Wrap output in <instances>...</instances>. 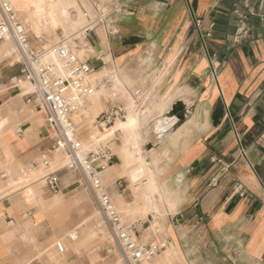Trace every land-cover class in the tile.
Segmentation results:
<instances>
[{
	"label": "crops",
	"instance_id": "1",
	"mask_svg": "<svg viewBox=\"0 0 264 264\" xmlns=\"http://www.w3.org/2000/svg\"><path fill=\"white\" fill-rule=\"evenodd\" d=\"M129 8L133 14L121 19L118 35L108 37L101 28L87 35L93 70L115 75L118 104L127 116L163 106L146 121L174 125L177 119L167 115L180 104L185 117L176 129L160 130L158 138L171 155L163 168L176 199L171 211L164 207L156 219L162 231L155 230L153 243H146L162 246L150 264H264V0H133ZM190 8L205 25L215 23L207 54L194 34ZM241 16L246 32L236 39ZM19 76L20 65L0 42V168L9 166L12 181L23 176L18 164L28 165L51 146L38 103L26 101L23 82L11 83ZM110 81L113 85L111 76ZM108 105L104 98L98 115ZM86 134L83 130L80 137ZM122 145L118 130L101 145L111 154L106 165L112 170L111 195L116 194L113 185L126 178L119 176ZM239 146L247 161L238 158ZM67 172L58 174L61 190L54 197L63 198L72 185L65 184ZM212 179L215 186H209ZM236 184L244 194L234 190ZM43 189H38L40 202L27 189L0 198V264H88L103 255L102 243L73 245L63 254L55 245L52 249V241L75 222L51 225V210L44 209L52 198ZM120 196L126 204L133 202L129 194ZM138 224V232L148 231L144 222ZM59 256L64 257L57 263Z\"/></svg>",
	"mask_w": 264,
	"mask_h": 264
},
{
	"label": "built area",
	"instance_id": "2",
	"mask_svg": "<svg viewBox=\"0 0 264 264\" xmlns=\"http://www.w3.org/2000/svg\"><path fill=\"white\" fill-rule=\"evenodd\" d=\"M83 23L70 33L63 34L57 43L47 50H35L29 41L28 30L19 21L10 0H0V42H9L8 58L20 65V76L11 80L15 87L23 82L30 90L23 94L27 102H37L41 108L43 122L51 131V146L42 151L35 161L20 168L26 177L36 176L48 193L58 194L61 190L58 174L63 171L80 175L95 206L108 224L110 231L128 264H148L159 254L162 246L140 243L137 238L138 223L126 224L115 208L103 184V171L111 160L110 151L98 145L87 151L80 140L85 127L83 119L88 115L89 103L98 89H102L109 105L94 119L101 128L126 121L127 113L118 104V92L113 89L110 77H102L97 83L90 76L94 71L88 58H80L78 52L89 45L87 35L101 28L106 36L119 33V22L133 14L129 8L133 0H76ZM247 2L248 0H243ZM194 34L199 38L207 54V41L212 37L215 23L195 15L190 8ZM75 14V13H74ZM264 16L262 17V19ZM236 39L246 32V17L241 16L236 26ZM138 107H135L137 110ZM80 120V121H78ZM56 153L65 159V165L51 170L50 164ZM238 158L247 161L244 148L239 146ZM212 179L209 186H215ZM234 190L244 194V188L236 184ZM78 237L77 231L67 235L71 242ZM56 250L66 252L64 244L55 243Z\"/></svg>",
	"mask_w": 264,
	"mask_h": 264
},
{
	"label": "rangeland",
	"instance_id": "3",
	"mask_svg": "<svg viewBox=\"0 0 264 264\" xmlns=\"http://www.w3.org/2000/svg\"><path fill=\"white\" fill-rule=\"evenodd\" d=\"M75 2H76V0H74V5H76ZM14 8L16 9L15 6H14ZM72 11H73V9L70 10V12H72ZM72 14H74V11L72 12ZM19 16H20L21 20L25 23V25L28 29V36L30 38V43L32 44V46L36 50H40V44H41L38 40H36L37 38H39V39L44 38L42 45H44V47H48V46L51 47L52 45L57 43L58 38L61 35L70 33L73 29L80 26V25L79 26L73 25L71 28V27H68L66 25L64 28H58L57 30H54L52 32H46L44 34L38 35L36 33V31H34L31 28V26L26 22V20L24 19V17L22 16L21 13H19ZM55 39H56V41H55ZM89 47L90 46L88 45V47L86 49H88ZM81 51L85 52L84 49H82ZM6 52H7V50H6ZM89 55H90L89 53H86L84 58H86V57L88 58ZM100 76L101 77H110V76L113 77V80H114L113 89L117 92L120 91L119 87L117 86L118 81L115 79V75L106 74L105 70H102L100 73ZM20 86L23 87L25 89V91L30 90L29 85H27L26 83H21ZM104 98H105V95H104ZM162 107L163 106L159 107L160 109L157 107H153L152 110H148L149 112L147 111V107H144L142 109V111H143V113H145V115L139 116L141 114V112H139L138 116L136 115L139 122H140L138 130H137V133L139 136L138 140H137V146H138V148L141 149L142 157L149 160V163H148L149 166L147 165V169H150L153 177L155 178V180L159 186V194L156 193L154 195L155 203L157 205V212L149 213L144 218H139V217H137L136 219L134 218L135 219V221H134V219L133 220L130 219L131 217L126 212H119L118 211L120 213L122 221L124 223L130 224V223H136L139 221L138 223H140V222L145 223L143 225V230L149 228V230L147 232H145L144 234L143 233L141 234L140 232L137 231V238H138L139 242L143 243V244H146L149 241L152 242L151 236H153L155 230H159L160 232L162 231V227L159 225V223L156 219L159 215L164 214V211H163L164 207H167L171 211L173 206H172V201L170 198H172V200H173L174 199L173 195L175 196L174 192H172V187L169 184H166V180L168 178V171L163 168V163L164 162L167 163L168 161H170L171 155L169 153L165 152V150L163 151L160 148V145L158 144V143H160V141H158V138L160 136V130L163 131V133H165L166 131L168 132L171 129L172 125L170 123H168L167 121L166 122L159 121L156 123V125L154 124V122L150 123V122L146 121V116H148V115L152 116L154 113L155 114L162 113V109H163ZM102 109H103V101H102ZM38 112L41 113V108L39 105H38ZM137 112H138V110H137ZM135 113H134V111H130L127 118L129 117L130 114H135ZM84 116H85V118L83 119V123L87 124V122L89 121L90 118L87 114H85ZM86 116H88V117H86ZM127 118H126V120H127ZM78 121H80V120H78ZM85 129H86V126L83 128V130L85 131ZM105 130H107V129L105 128L104 130H100V131L104 132ZM117 130L122 133V131L120 129H116L115 131H117ZM82 131L80 132V134L82 133ZM115 131L113 133V136L115 134ZM116 136H118V134H116ZM82 137L83 136L80 137L81 141H82ZM112 140H113V138H112ZM147 144H152V147L150 148L152 150L151 154L147 153V147H146ZM101 145L106 146V145H108V142L102 143ZM58 156H60L59 153H56L54 155V157L51 161V164H50L51 170H57V169L61 168L63 165H65V161H61L60 164H57V165L54 164L55 160ZM25 165H27V164H18L16 170L19 172L20 168H23ZM9 170L10 169H9L8 165L1 166V168H0V183H2V188L0 190V198H3V197H6L8 195L15 193V191H17V189H19L23 185H28V184H33L31 186L35 185L33 182L36 180V176H33V177H28L27 182H24L22 185L13 186L11 188V185H10L9 180H8ZM60 173L63 175V174H66L68 172H67V170H63ZM3 175H5V178H2ZM108 177H109V175H107V176L105 175L104 180H102V181H103V184L105 185V187L107 188V190L109 191L110 187H112V186H110L109 182L107 181ZM68 183H69V185H70V183H72V185L67 188L68 190L66 191V193H64L65 196L63 198L58 196L59 199L61 200V202H60L61 204L54 206V207H47L44 210H51V212L49 213V216H48V220L54 228L58 227L63 222H75L74 226L71 229L76 228L75 231L78 232V237H77V240H75L73 242H68L66 237L69 233L72 232L70 229L52 241V244H51L52 249H54V245L56 242H61V243L65 242L66 243V247H65L66 253H68L70 251V247H72L73 245L76 247V249H78V247H80L82 245L84 247H86L89 244L94 246L97 243H102L103 245L106 246L107 250L104 251L103 255H100L98 253L99 255L97 254V256L95 258H91L89 260L88 264H128L126 259L123 256L121 250L119 249L117 243L115 242V239H114V237L110 231L108 224L105 222L102 215L97 210L95 203H94V200H93V197L90 194V192L87 190V188H86L85 184L83 183L80 175H78L76 172H71L70 175L65 177V184L68 185ZM113 188H114L116 194L121 195V194L125 193L126 195L129 194V196L133 198L132 193H131L132 191L130 189V184H129V181L127 178H125L124 180L117 181L113 185ZM22 190H26V189H21V191ZM19 191H17V193H20ZM43 191H44L45 195L49 198H54V196L56 195V194L53 195V194L48 193L45 189H43ZM172 193H173V195H172ZM108 194H109V192H108ZM170 195L172 197H170ZM109 196H110L112 203H113L112 195L109 194ZM166 198L168 200H166ZM167 203H168V205L170 203L171 204L168 206ZM61 206H62V208H61ZM154 237L156 238V236H154ZM63 257H60V256L57 257V259H56L58 261L57 263H59L60 262L59 260ZM148 264H150V263H148Z\"/></svg>",
	"mask_w": 264,
	"mask_h": 264
},
{
	"label": "bare ground",
	"instance_id": "4",
	"mask_svg": "<svg viewBox=\"0 0 264 264\" xmlns=\"http://www.w3.org/2000/svg\"><path fill=\"white\" fill-rule=\"evenodd\" d=\"M10 2L13 8L14 6L16 7V9L14 8V10L16 11V15L19 21L26 27L25 23L21 20L19 16V13H21L24 19L26 20V22L31 26V28L34 31H36L38 35L44 34L46 32H52L54 30H57L58 28H64L66 25L72 28L73 25L79 26L83 23L82 15L79 11L78 5L77 4L74 5V0H10ZM71 9H73L75 14H72L73 11L70 12ZM36 40H38L41 43L40 49L47 50L50 47V46L44 47V45H42L44 38H41V39L37 38ZM3 49L6 53V50L8 51L10 49V43L3 42ZM93 50L94 49H92L91 47H89L88 49H84L85 52L80 50L78 52V56L80 58H83L85 57L86 53L91 54ZM95 71L92 72L90 79L92 80V82L97 83L98 81H100L102 77L100 76L101 72H95ZM103 98H104L103 90L98 89L95 95L90 100L89 109H88V116L90 119L87 122V124H85L86 126L85 131H87V134L83 135L81 143L83 144V147L87 151L95 150L98 145L105 143V142H110L113 138V133L116 129H120L122 131L123 148L121 149V154H120L122 158V164L119 168L120 169L119 176L126 177L128 179L129 184H130V189L132 191L131 193L133 196V202L131 204H126L123 200H121L123 196L121 198L119 194H113L112 195L113 204L115 208L117 209V211L126 212L131 217L130 219L132 220L134 218L136 219L137 217L144 218L149 213L157 212V205L155 203L154 195L156 193L159 194V186L155 178L153 177L150 169H147L149 160L142 157L141 149L138 148L137 146V140L139 137L137 130H138L140 122L136 114H130L128 118L126 117L127 118L126 121L116 122L113 127L105 130L104 132L100 131L94 125V119L96 115L102 110ZM171 125L173 126V124ZM151 151H152L151 149L150 150L147 149V153L151 154ZM61 161L66 162V159L60 155L56 158L54 164L56 165L60 164ZM111 171L112 170L110 168L105 167L103 171V180H104L105 175L106 176L110 175ZM8 176H9L8 180L11 185V188L13 186L22 185L24 182H27V178H28L26 176H21L16 181H12L10 173ZM2 178H5V175H3ZM34 184H35L34 186H31L33 184L23 185L22 187L17 189V191L19 190L21 191V189H27L33 194L35 199H37V201L39 199L38 202H40V197L38 196L39 195L38 189L43 184L42 182H39V181ZM170 197L172 196L170 195ZM173 198H175L174 195H173ZM170 199L172 201V206H173V204L175 203L173 201L176 198L173 200L172 198ZM166 200L168 199L166 198ZM60 202L61 200L59 199L58 196L54 197L49 201L48 207L57 206L61 204ZM63 244L66 247V244L64 242Z\"/></svg>",
	"mask_w": 264,
	"mask_h": 264
},
{
	"label": "water",
	"instance_id": "5",
	"mask_svg": "<svg viewBox=\"0 0 264 264\" xmlns=\"http://www.w3.org/2000/svg\"><path fill=\"white\" fill-rule=\"evenodd\" d=\"M180 109H181V105L176 104L172 107L171 113L167 115L168 117L175 116V118L177 119V122L171 127L170 131L176 129L178 126H180L184 122L185 117L183 113L180 111Z\"/></svg>",
	"mask_w": 264,
	"mask_h": 264
}]
</instances>
